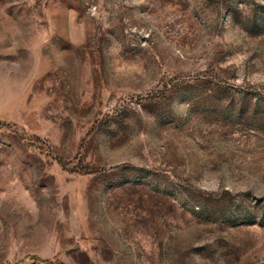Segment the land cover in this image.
<instances>
[{
  "label": "rangeland",
  "instance_id": "374dc122",
  "mask_svg": "<svg viewBox=\"0 0 264 264\" xmlns=\"http://www.w3.org/2000/svg\"><path fill=\"white\" fill-rule=\"evenodd\" d=\"M0 264H264V0H0Z\"/></svg>",
  "mask_w": 264,
  "mask_h": 264
}]
</instances>
